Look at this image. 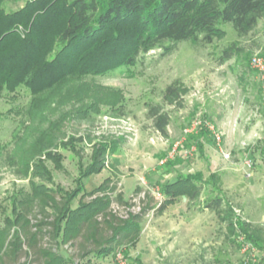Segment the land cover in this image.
Listing matches in <instances>:
<instances>
[{
	"label": "rangeland",
	"instance_id": "rangeland-1",
	"mask_svg": "<svg viewBox=\"0 0 264 264\" xmlns=\"http://www.w3.org/2000/svg\"><path fill=\"white\" fill-rule=\"evenodd\" d=\"M26 1L8 0L4 7L15 11ZM221 27L225 36L212 44L184 40L167 55L157 48L141 55L131 68L70 76L41 95L24 85L0 94V226L24 215L23 249L16 259L5 255L0 264H44L40 249L45 248L62 255L64 264H264V243L258 248L238 233L231 234L226 222L205 207L206 199L220 193L264 235V82L250 65L253 55L264 54V16L244 35L232 23ZM230 47L234 55L223 62L224 50ZM175 81L180 96L166 98V88ZM152 103L161 104L170 116L167 136L148 116ZM195 120L213 130L204 126L205 137H200L201 129L191 134L196 138L185 136ZM116 142L115 152L106 153L103 170L83 178L96 149ZM192 145L194 153L183 155L181 151ZM29 153L44 163L50 179L24 175L21 161ZM198 172L203 182L214 172L219 189L205 184L200 198L167 201L166 184ZM78 185H84L87 194L81 192L72 209L92 201L88 192L100 185L95 195L116 187L111 209L119 218L145 208L136 241L98 256L93 240L83 235L67 238L62 231L65 220L59 228L44 224L54 221L52 209L45 214L32 197L42 193L50 202L59 201ZM157 190L163 194L161 202L154 197ZM102 227L109 236V229ZM37 229L42 233L29 246L30 234ZM53 229H60L56 238Z\"/></svg>",
	"mask_w": 264,
	"mask_h": 264
},
{
	"label": "trees",
	"instance_id": "trees-1",
	"mask_svg": "<svg viewBox=\"0 0 264 264\" xmlns=\"http://www.w3.org/2000/svg\"><path fill=\"white\" fill-rule=\"evenodd\" d=\"M6 1L0 0V94L16 92L24 85L32 94L41 95L70 76L106 75L119 68H131L141 55L157 48L167 55L184 40L212 44L226 34L222 23H232L239 34H247L264 16V0H27L15 11L5 9ZM233 55L232 47L225 49L222 61ZM177 84L175 81L166 88V98L180 96ZM148 116L155 129L167 136L170 116L163 106L150 104ZM207 131L202 127L200 137H205ZM190 138L196 137L190 135ZM196 144L203 152L201 138ZM116 147L117 142L111 146L100 145L82 177L101 172L106 165V153H114ZM35 156L29 153L22 159L24 175L31 173L41 180L50 179V171L42 161H35ZM210 180L203 182L202 172L181 175L166 184L163 192L168 202L179 196L195 200L200 198L205 184L213 191L219 189L214 172ZM115 188L95 195L102 189L98 186L88 192L94 199L76 209L71 204L85 191L84 185L62 195L59 201L50 202L42 193L33 196L31 201L45 214L51 207L54 221H44V224L59 228L65 220L62 231L68 239L83 235L85 240L96 243L98 256H105L121 244L136 241L142 231L141 216L146 211L143 208L139 213L119 218L111 209ZM205 207L226 222L231 234L238 233L258 248L263 246V230L238 215L220 193L206 199ZM22 218V213L17 214L0 226V261L8 254L16 259L23 249ZM72 221L76 222L75 226L69 229ZM102 225L111 232L109 236L101 232ZM39 233L41 229L30 234L29 246L36 244ZM51 234L56 238L60 229H53ZM40 254L44 264H64L63 256L53 249H40Z\"/></svg>",
	"mask_w": 264,
	"mask_h": 264
},
{
	"label": "built area",
	"instance_id": "built-area-1",
	"mask_svg": "<svg viewBox=\"0 0 264 264\" xmlns=\"http://www.w3.org/2000/svg\"><path fill=\"white\" fill-rule=\"evenodd\" d=\"M250 65L256 71V73L259 75L260 79L264 82V54H258L257 53L255 55H253L251 57V60H250ZM204 126H206V127L210 128L211 130H213V127L211 125H209V124L204 125L202 123V121L195 120L190 127H187L185 129V136H189V135H191V134H193L195 132L197 133V131L199 129H201L202 127H204ZM216 138L218 140H220V135L216 134ZM181 142H183V139H182ZM177 149H178V144L175 145V147L173 148L171 157L175 154ZM195 150H196L195 145H192L191 147H189V148H187L185 150H182L181 152H182L183 155L187 156L189 154L194 153ZM154 197H155V199L158 202H161L163 200V194L161 193L160 190L154 191ZM117 256H118L119 260H122L123 257L121 256V253H118Z\"/></svg>",
	"mask_w": 264,
	"mask_h": 264
}]
</instances>
